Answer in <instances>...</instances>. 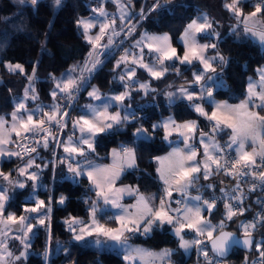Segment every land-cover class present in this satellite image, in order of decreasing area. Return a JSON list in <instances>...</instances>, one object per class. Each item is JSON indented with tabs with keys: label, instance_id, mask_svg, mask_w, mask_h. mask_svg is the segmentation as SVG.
<instances>
[{
	"label": "snow or ice",
	"instance_id": "snow-or-ice-1",
	"mask_svg": "<svg viewBox=\"0 0 264 264\" xmlns=\"http://www.w3.org/2000/svg\"><path fill=\"white\" fill-rule=\"evenodd\" d=\"M16 2L38 9L41 0ZM106 4L115 11H107ZM97 5L75 21L87 52L58 76L48 74V103L36 87V63L27 73L22 64L0 61L27 81L21 95H12V111L0 114V162L18 163L7 172L0 166V264H27L40 232L44 264L52 247L71 259L70 248L54 238L53 230L54 206L66 208L70 197L38 198V189L50 191L43 183L46 171L53 182L65 179L84 189L77 197L84 217L69 214L63 220L69 243L115 250L122 264H172L178 250L193 249L197 264L201 258L203 264H220L231 246L240 244L257 253L254 259L246 255L244 264H264V233L260 239L254 235L264 228V65L247 77L237 102H230L231 96L217 100L220 89L231 91L224 71L231 58L220 50L225 34L218 30L219 20L198 9L176 36L174 29L150 32L143 25L149 19L158 22L165 9L186 7L184 0H152L150 5L145 0L139 10L136 0H97ZM63 6L64 0H53L54 10ZM222 8L235 21L227 29L229 37L255 41L264 50V0H222ZM106 63L112 64L111 79L108 92H102L92 81ZM185 71L191 72L190 81ZM169 76L183 82L154 86ZM136 96L169 115L161 112L145 127L150 118L143 104L133 103ZM178 101L185 115L195 118L178 119L171 111ZM129 128L131 143L120 141L100 154L103 141ZM157 139L168 150L149 157L153 173L138 161L141 148ZM128 175L137 183H123ZM145 178L155 191L142 190ZM17 189H30L19 215L9 210ZM253 196L256 210L249 220ZM221 205V218L213 223ZM230 224L235 231L227 230ZM158 232H170L177 247L154 251L133 243Z\"/></svg>",
	"mask_w": 264,
	"mask_h": 264
},
{
	"label": "trees",
	"instance_id": "trees-1",
	"mask_svg": "<svg viewBox=\"0 0 264 264\" xmlns=\"http://www.w3.org/2000/svg\"><path fill=\"white\" fill-rule=\"evenodd\" d=\"M197 1L184 0L186 7H177L172 11L163 10L159 14L158 22L155 19H149L144 23L143 28L160 32H171L174 29L177 36L183 25L198 10L194 4ZM96 2L97 0H64V6L53 11L51 0H41L38 9H34L27 4L19 5L16 0H0V61L22 64L27 73L32 72V66L36 63L38 75L36 87L41 99L45 103L49 101L48 91L51 87L48 81V74L54 73L59 75L75 61L82 59L87 52V47L77 30L75 21L78 17L90 14L89 8L93 7ZM151 2L152 0H147L149 5ZM144 3L145 0H136V9L139 10ZM105 7L112 10L114 6L106 4ZM42 45L46 47L47 51L43 50ZM220 50L225 56L231 58L229 66L224 70L225 79L228 85L231 86V91L229 89H220L221 94L217 95L216 98L217 100H226L231 96L232 100L230 102L235 103L237 102L236 97L240 96L244 88L247 77L253 76L254 69L264 64V50L255 41H236L230 38L229 35H225L224 41L220 43ZM108 64L104 65L103 71L92 81V83L98 85L102 90L109 89L108 81L111 79V76L107 69ZM183 76L187 79L190 76L189 71H185ZM173 80L177 84L183 81L182 79L177 80L174 76H169L167 81L156 84V86L163 88L165 84ZM22 82L23 76L9 73L5 69L4 64L0 63V101L6 100L9 95H15L19 91ZM9 89H11V94ZM134 100H139L144 105L145 118H150L149 123L145 124V127H150L152 122L160 119L161 112H163L164 116L169 115V111L165 108L156 109L154 104L146 103L140 100V97L137 98L136 96ZM146 100L151 101L152 97H147ZM156 100L159 104H164L162 96H158ZM177 105L178 107L174 106L171 111L177 113L178 119L195 118L194 116L185 115L183 102L178 101ZM201 126L204 127L203 122ZM132 130V128H129L126 134L103 141L102 146L98 148L100 154L104 155L108 150L117 146L120 141L131 143L130 134ZM166 149L167 146L162 144L158 139L151 145L142 147L140 150L141 159L138 161L140 167L154 173V164H150L149 157L159 155L166 151ZM42 155H46V153H42ZM16 164L17 162L15 161H3L1 166L3 170H6L14 168ZM50 176L51 172L46 171L43 180L48 182ZM123 183L135 184L137 180L134 175H128L123 180ZM145 185H148V187L145 188ZM141 187L142 190L146 191L156 190L155 185H152L147 178L141 183ZM49 190L46 191V202L48 196L52 193L55 194L56 198H59L61 195L70 197L66 208L54 206L53 230L54 238L64 242V247L70 248L71 251V259L67 258L63 251H55L56 253L49 255V264H73V262L75 264H122L119 255H112L104 263H101L97 258V248L86 247L76 242H68L69 233L66 231L63 220L69 214L84 217V206L77 200V197L83 194L84 189L73 181L60 179L50 183ZM21 194L22 192L19 191L14 196L13 207L9 209L15 211L18 215L21 211L19 205L24 201L21 200ZM219 214L220 211L216 213L213 222L220 219ZM233 226V224H230L228 230L235 231L236 228ZM261 233H264V228H260L254 235L258 239ZM133 243L149 249L177 247V241L170 232H158L146 242L143 238H138ZM44 249L45 235L43 232H40L38 237H35L33 240V250L27 264H44L40 255ZM51 250H55V248L52 247ZM243 253L241 250L235 248L232 250L230 256L221 262H224V264H239ZM195 261H198V257ZM192 263H194L193 251L188 256H184L178 250L172 257V264Z\"/></svg>",
	"mask_w": 264,
	"mask_h": 264
},
{
	"label": "rangeland",
	"instance_id": "rangeland-1",
	"mask_svg": "<svg viewBox=\"0 0 264 264\" xmlns=\"http://www.w3.org/2000/svg\"><path fill=\"white\" fill-rule=\"evenodd\" d=\"M52 1V3H53V0H51ZM195 5H196V7L198 8V9H202V10H204V11H207L208 13H209V15L211 16V17H214L216 20H219L220 21V24H221V27L218 29L219 31H221L222 33H224L225 35H228L227 34V29H228V27H229V25L230 24H233V23H235V21L234 20H231L230 18H229V15H228V13L226 12V11H224V9L222 8V0H198L197 2H195L194 3ZM96 6H98L97 5V2L93 5V7H96ZM114 6V5H113ZM106 8V7H105ZM52 10L53 11H55L54 9H53V7H52ZM106 10L107 11H109V12H113V11H115V7H113V11L112 10H109V9H107L106 8ZM247 11H251V9L250 8H248V9H246ZM198 14V10L192 15V17H194L195 15H197ZM90 14H88V15H86V16H84V17H88ZM189 21V20H188ZM187 21V22H188ZM186 22V23H187ZM185 23V24H186ZM184 24V25H185ZM184 25H183V27H184ZM183 27H182V29L180 30V32L177 34V36H179L180 35V33L182 32V30H183ZM150 31V30H149ZM150 32H160V31H150ZM163 32H165V31H163ZM203 42V41H202ZM111 67H112V64L111 63H109L108 65H107V69L109 70V69H111ZM189 74H190V76L189 77H187V80H191L192 79V75H191V72L189 71ZM58 76V75H57ZM143 78H146V77H142V79ZM181 82H183V81H181ZM181 82H179V83H181ZM27 83V81L24 79V77H23V82H22V85H21V87H20V89H19V91L15 94V95H21L22 93H23V89H24V86H25V84ZM94 84V83H93ZM155 87H157L156 85H154ZM108 90L109 89H106V90H102L101 89V91L102 92H108ZM139 96H137V98H138ZM49 102V101H48ZM47 102V103H48ZM84 102H86L84 99L81 101V103H84ZM137 102H139V103H137ZM133 103L134 104H136V106L137 107H139V105H141V103H140V101L138 100V101H133ZM12 107H13V104H12V95H9V97L6 99V100H4V101H0V114H4V113H9V112H11L12 111ZM73 115H76L75 113L73 114ZM116 147V146H115ZM37 163H39V161H37ZM1 164H2V162H0V166H1ZM18 166V163L15 165V167H17ZM53 181H51V176L49 177V181L48 182H46V181H44L43 180V183L44 184H46V185H48V189H49V187H50V183H52ZM227 182V181H226ZM19 191H21L22 192V194L20 195L21 196V200H25V197L26 196H28L29 195V192H30V189H24V190H21V189H17V191H16V193H15V195L19 192ZM38 191V198L39 199H43V200H45V198H46V190L45 189H38L37 190ZM46 201V200H45ZM128 202V201H127ZM29 206H34V205H29ZM10 211H12V210H10ZM219 220V219H218ZM217 220V221H218ZM217 221H215V222H217ZM33 223H34V221H33ZM234 227V226H233ZM176 239V238H175ZM186 239H191V236H188V237H186ZM67 240H68V242L71 240V236H70V234H69V236H68V238H67ZM74 242V241H73ZM134 244H136V243H134ZM139 245V244H138ZM146 248V247H145ZM163 248H168V247H162V248H159V249H151V250H154V251H159L160 249H163ZM149 249V248H148ZM181 251V253L184 255V256H188L192 251H193V258H194V264H197V261H195L196 259H197V254H196V252H195V250L193 249V250H190L188 253H184V251L183 250H180ZM54 253H56L55 252V250H51L50 249V253H49V255H52V254H54ZM112 255H119L118 253H117V251H115V250H109V249H98V255H97V258H98V261L99 262H101V263H104L109 257H111ZM247 255V253L246 252H244L243 253V257H242V259H241V261H240V263L239 264H244V258H245V256ZM120 256V255H119ZM200 264H203V261H202V258H201V261H200ZM220 264H224L223 262H220Z\"/></svg>",
	"mask_w": 264,
	"mask_h": 264
},
{
	"label": "built area",
	"instance_id": "built-area-1",
	"mask_svg": "<svg viewBox=\"0 0 264 264\" xmlns=\"http://www.w3.org/2000/svg\"><path fill=\"white\" fill-rule=\"evenodd\" d=\"M217 195H219V193H217ZM254 201H255V196L251 197V199L249 200V203L252 205V209H253V211L248 212L246 215V218L249 220L252 218L253 212L256 210V205H255ZM222 212H223V206L221 205L220 214H219L220 218H221ZM213 223H215V222H213ZM233 225L236 228V225L235 224H233ZM238 235H242V232L238 233ZM258 239H260V238H258ZM246 253H247V255H250L251 259H254L257 256V253L254 251H252L251 253H249V251H248Z\"/></svg>",
	"mask_w": 264,
	"mask_h": 264
},
{
	"label": "water",
	"instance_id": "water-1",
	"mask_svg": "<svg viewBox=\"0 0 264 264\" xmlns=\"http://www.w3.org/2000/svg\"><path fill=\"white\" fill-rule=\"evenodd\" d=\"M228 231H232V230H228ZM238 236L242 239V235H238ZM235 248L241 250L242 252H248V250H246L245 248H243L240 244H233L231 246V250L229 251L228 255L225 258H222L221 261L224 260V259H226V258H228L230 256L232 250L235 249Z\"/></svg>",
	"mask_w": 264,
	"mask_h": 264
},
{
	"label": "crops",
	"instance_id": "crops-1",
	"mask_svg": "<svg viewBox=\"0 0 264 264\" xmlns=\"http://www.w3.org/2000/svg\"><path fill=\"white\" fill-rule=\"evenodd\" d=\"M261 65H264V64H261ZM261 65H259V66H261ZM259 66H258V67H259ZM67 68H68V67H67ZM67 68H66V69H67ZM64 71H65V70H64ZM253 76H254V75H253ZM245 82H246V80H245ZM244 86H245V83H244ZM166 116H168V115H166ZM167 150H168V149H166V151H167ZM166 151H164L163 153H161V154H159V155H163V154H165ZM104 162L107 163L108 161H104ZM154 168H155V165H154ZM9 169H10V168H9ZM9 169H6V170L4 169V171L7 172ZM125 184H126V183H125ZM45 192H46V191H45ZM193 194H195V193H193ZM126 202H127V201H126ZM200 261H201V260H200ZM223 263H224V262H223ZM192 264H194V263H192Z\"/></svg>",
	"mask_w": 264,
	"mask_h": 264
}]
</instances>
